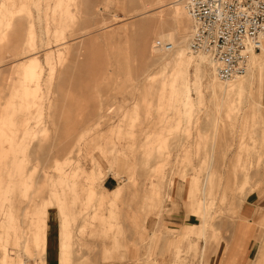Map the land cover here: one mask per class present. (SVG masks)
Returning <instances> with one entry per match:
<instances>
[{
	"label": "rangeland",
	"instance_id": "374dc122",
	"mask_svg": "<svg viewBox=\"0 0 264 264\" xmlns=\"http://www.w3.org/2000/svg\"><path fill=\"white\" fill-rule=\"evenodd\" d=\"M127 3L0 0V264H202L208 233L264 264L263 54L213 129L208 61L163 73L152 36L140 71L131 26L173 13Z\"/></svg>",
	"mask_w": 264,
	"mask_h": 264
},
{
	"label": "built area",
	"instance_id": "2783aa9c",
	"mask_svg": "<svg viewBox=\"0 0 264 264\" xmlns=\"http://www.w3.org/2000/svg\"><path fill=\"white\" fill-rule=\"evenodd\" d=\"M184 6L192 23L190 51L207 56L221 80L244 73L250 52L264 42V0H184Z\"/></svg>",
	"mask_w": 264,
	"mask_h": 264
},
{
	"label": "bare ground",
	"instance_id": "6f19581e",
	"mask_svg": "<svg viewBox=\"0 0 264 264\" xmlns=\"http://www.w3.org/2000/svg\"><path fill=\"white\" fill-rule=\"evenodd\" d=\"M140 1L142 2L141 5L138 3ZM140 1H138V0H128L127 4H128L129 7L132 5V6H135L137 8H140V9H146V8H150V7L154 8V9H161V8H163L165 6H169L171 12L173 13V18H172L171 21H166L164 19H161L160 16H153V17H146V18L140 20L139 22L134 23L131 26V30L133 31V34H134V40H133L134 41L133 42L134 48L133 49L135 51L134 54L137 55L138 57H136L135 55L133 56L132 53H131L132 54L131 56L140 59V71H144L145 68L148 67L147 61L150 60L149 59L150 56H149V53H148V40L152 36H157L159 38L161 37V39H164L165 41H168V42H165L163 40L161 41L160 39L159 40H155V41L153 40V46H152L153 51H156V50L160 51L161 50L160 54L158 53L157 58L152 59V60H157L160 63V69H161L160 71L163 72V73H166L168 75L171 74V73H179V74L183 73L184 69H185V66L188 65L190 62L193 63L195 58H197L198 56H199L200 60L205 58L208 61V63L210 64L211 68H212L211 74L209 73L211 76L209 77V79H207L208 81H206V82H207L208 89H210V92L212 93L211 94L212 95L211 99L213 100V102L212 101L211 102L214 103L212 105H214L213 108L215 109V113H213V114H215L214 119H213V116H212L213 121H212V119H210V121H212V122H208L209 120H207V123H211L210 124L211 127L213 129H215L213 126L216 127L219 123H221V120H222L221 116L223 114V111L224 110L227 111L226 109H228V106L230 105V101L232 100V99H230V101L227 100L228 99L227 97L229 96L228 94L231 93L230 95H232L233 92L234 93H242L243 92V90H244L243 89L244 88L243 87V76H242L243 73L241 75L233 78V82L232 83L229 82L228 80L225 81V83L221 82L220 81L221 79L219 80V78L215 74L213 62L207 56H205L203 54H194V53H192L190 51V49H189V41H190V35H191V25H190V34L188 35V33L184 29V26L180 22V14H181V8H182V6L180 4V2H181L182 5H183V10L185 11V14H186L189 22L191 23V20H190L187 12L185 10L184 0H153L152 4H150V5L148 4L149 6L146 5L149 2L144 3L143 1H145V0H143V1L140 0ZM88 10H91V9H88ZM168 18H169V16H168ZM11 19H12V17H11ZM181 21H182V19H181ZM58 22H59V20H58ZM126 26H127V24H126ZM126 26H124V27H126ZM127 27H126V30H128ZM67 28H68V26H67ZM130 32H129V34H130ZM34 34H35V32H34ZM103 35L107 37L106 39L112 38L110 31H105L103 33ZM127 41H129L128 38H127ZM157 41H159V42L161 41L164 44L169 45L170 47L158 46V45H156ZM110 44H111V42H110ZM129 44H131V43H129ZM128 46H127V49H128ZM263 47H264V42H263V45H262L261 49L259 50V53L264 51ZM20 48L23 51H25V52L26 51H30V50L32 51V49H30V46L28 44H26V43L25 44H21ZM130 49H128V50H130ZM127 53H128V51H127ZM259 53H257L258 54L257 55L255 53V51L250 52V54L248 56V65H249V58H252L254 56L255 57L257 56V58H258V57L261 56V55H259ZM262 54H263V52H262ZM125 55L127 56V54H125ZM30 56H32V54L28 55V57H30ZM193 56H195V57H193ZM26 62H23V64H21V66L23 68L26 66ZM29 62H30V64L32 66L30 68L28 67V69L25 72H27V74L34 79V82L32 80L33 84L35 83V85H37L38 82H39V78H40V76H39L40 71L38 70L37 66H33L32 61H29ZM194 68H195V70H194L193 73H196L198 69L195 66H194ZM211 68H209V69H211ZM246 70H245V72H246ZM141 74H142V72H141ZM142 76H144V75H142ZM163 82H165V81H163ZM186 99H188V97H185V99L183 101V103H185V104H186V102H185ZM232 102H233V100H232ZM99 108H98V110H99ZM98 110H96L95 113H92L93 117L95 119H102L103 117H105V115L107 116V114H101L100 110L99 111ZM212 112H214V110ZM189 113H191V112L189 111ZM207 116H208V114H207ZM207 123H206V125H207ZM212 124H213V126H212ZM211 127H210V129H211ZM85 131H87V130H84V132ZM221 132H222V134L224 133L223 130H221ZM86 134H87V132H86ZM214 134H215V131H214ZM214 134H213V137L216 136V135L214 136ZM211 135H212V133H211ZM221 137H223V136H221ZM215 139H216V137H215ZM213 143H214V141H213ZM214 145H215V143H214ZM212 149H214V148H212ZM211 158H212V156H211ZM202 199L204 200V202H206L205 201V196H203ZM204 209H205V203H204Z\"/></svg>",
	"mask_w": 264,
	"mask_h": 264
},
{
	"label": "crops",
	"instance_id": "0c3cea01",
	"mask_svg": "<svg viewBox=\"0 0 264 264\" xmlns=\"http://www.w3.org/2000/svg\"><path fill=\"white\" fill-rule=\"evenodd\" d=\"M263 49H264V47H263ZM262 52H263L262 58L264 61V51H262ZM253 207L255 210L257 209V206L255 204L253 205ZM261 217H263V219H264V208L259 209L257 218H261ZM206 235H207V240L205 243V257L203 259L202 264H212L211 261L213 259V256L219 254V252H220L219 250L221 249V243L222 242L218 241L216 239V236H214L212 234L208 233ZM234 239L237 242H234L233 244L229 245L227 248V251H226V247H222L221 253H220V258H219L220 260L218 262H216L215 264H250V263L252 264V262L255 263L256 259L253 260L252 258H250V255H249L250 250H251L250 240H249V242H247V244H245L246 237H244L243 235L237 236V234H236V237ZM232 242H233V240H232ZM202 245H203V242H202ZM196 247H197V241L196 242L193 241L189 245V248L194 250L195 255L198 253Z\"/></svg>",
	"mask_w": 264,
	"mask_h": 264
}]
</instances>
